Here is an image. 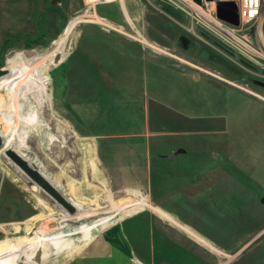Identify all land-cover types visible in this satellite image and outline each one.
I'll return each instance as SVG.
<instances>
[{"label": "rangeland", "instance_id": "374dc122", "mask_svg": "<svg viewBox=\"0 0 264 264\" xmlns=\"http://www.w3.org/2000/svg\"><path fill=\"white\" fill-rule=\"evenodd\" d=\"M204 21L189 19L159 0H0V69L7 70L9 60L19 53L25 58L33 52L51 58L43 70L37 68L43 61L46 63V57L33 64L32 70L16 81L12 90H0V133L8 138L15 120L13 131L19 138L27 131V118L35 120L37 116L46 134L55 133L65 139L66 130L52 115L51 102L53 89L60 85L79 36L95 31L112 33L124 42H135L142 58L155 60L157 64L156 76L146 81L152 94L163 100L184 102L188 98V115L195 113L205 118L212 115L216 117L214 125H219L214 128L206 125L205 135L197 140L208 147L206 154L219 156L222 179L224 176L235 179L231 184L236 192L237 214H231L230 219L228 214L220 212L214 227L209 228L213 230L212 236L196 226L202 236L214 243H226L220 247L212 242H200L207 248L202 245L199 248L215 264H232L235 259L237 264H264V250L258 249L264 242V57L248 54L245 44L250 43L258 51L264 48L256 43L259 36L255 25L220 27L233 33L234 38L218 34L213 30L217 27ZM69 33L60 47L63 57L54 63L56 42ZM10 77L0 80V88L1 82ZM203 91V102H196L201 100ZM211 91L212 95L208 94ZM206 120L208 124L210 119ZM208 130L215 134H208ZM18 142H15L17 146ZM125 199L111 197L107 202L93 204V209L86 213L76 208L77 215L68 216L33 187L0 150V259L15 257L19 264H38L32 255L17 246L35 237L40 242L67 243L70 246L64 245L63 252L75 249L79 253V244L91 242L103 230L117 225L132 214H127L132 208L149 207L145 199ZM86 225L88 233L80 239V230ZM235 231L236 246L220 242L232 241ZM10 241L19 249L12 252L8 248ZM255 249L258 250L252 254ZM183 258L180 263H186L190 255ZM196 264L208 262L200 260Z\"/></svg>", "mask_w": 264, "mask_h": 264}, {"label": "crops", "instance_id": "0c3cea01", "mask_svg": "<svg viewBox=\"0 0 264 264\" xmlns=\"http://www.w3.org/2000/svg\"><path fill=\"white\" fill-rule=\"evenodd\" d=\"M252 25L257 45L264 48V18ZM66 63L51 102L65 139L46 134L36 116L27 118V131L19 138L12 121L10 148L85 213L111 197L149 204L103 230L69 264H211L199 245L216 241L202 236L196 226L212 236L209 228L220 212L230 219L237 214L235 179H222L219 156L206 154L208 147L197 140L206 125L219 126L214 125L216 117L188 115V98L163 100L152 94L146 81L157 74L155 60L142 58L135 42L112 33L83 32ZM200 95L196 102H203L204 91ZM236 236L237 231L232 241L220 242L236 246ZM258 249L264 250V242ZM185 255L190 258L180 263Z\"/></svg>", "mask_w": 264, "mask_h": 264}, {"label": "bare ground", "instance_id": "6f19581e", "mask_svg": "<svg viewBox=\"0 0 264 264\" xmlns=\"http://www.w3.org/2000/svg\"><path fill=\"white\" fill-rule=\"evenodd\" d=\"M202 16H204V13H201ZM207 18V17H204ZM210 20V19H208ZM71 33L62 36L60 38V40L57 43V49L56 52L53 54V56H55L56 60L59 57H63L64 55V51L60 48L64 41L66 40V38H68L67 36H69ZM55 43V44H56ZM55 51V50H54ZM52 55V54H51ZM46 57V56H44ZM43 55H37L36 53H32L31 56H29L28 58H25L19 53V55L17 57H15L12 60H9L8 64H9V68L7 69L10 72V78L7 80H4L1 82V88H10L11 90L13 89V84L18 81L23 79L22 77H24L28 71L32 70L31 67L34 66L33 64H36L37 62L41 61L42 58H44ZM47 58L46 63H41V65L38 66V64L36 66H38V70L40 69H45L47 67V65H49L50 62V56L49 58ZM45 60V59H44ZM54 63H57L55 60H53ZM45 64V65H44ZM44 65V66H43ZM35 71V70H34ZM47 71V70H46ZM42 72V71H41ZM36 73V72H35ZM38 73V72H37ZM42 74V73H41ZM9 77V76H8ZM8 77H4V78H8ZM4 78H0V80H3ZM19 82V81H18ZM22 84V83H21ZM11 92V91H10ZM19 92V91H18ZM18 98V97H17ZM10 99V98H9ZM8 99V100H9ZM24 99V98H23ZM18 102V101H16ZM17 105V104H16ZM12 109V108H10ZM7 124V123H6ZM6 126V125H5ZM5 129V128H3ZM4 131V130H3ZM7 133V131H6ZM0 135L2 136L3 139H5L7 141L6 144L7 147H11L12 140H14L13 135L8 136V138H5L4 135L6 134H2L0 133ZM27 158V157H26ZM29 159V158H28ZM33 163V162H32ZM34 165H36L35 163H33ZM37 166V165H36ZM71 202V201H70ZM76 202V201H75ZM75 208L77 209H81V207L76 206V204H74L73 202H71ZM144 203V202H143ZM146 203V202H145ZM147 207V206H146ZM144 207V208H146ZM37 208V207H36ZM140 209L137 208H132L131 210H129L127 212V214H133L137 211H139ZM131 214V215H132ZM130 215V216H131ZM51 217V216H50ZM34 221V220H33ZM15 225V224H14ZM28 226V225H27ZM15 227V226H14ZM88 225H86L85 227L82 228V231L80 230L81 233H79L78 236H80V239H82L81 237H84L87 235V231H88ZM21 228V227H20ZM26 228V227H25ZM16 229V228H15ZM100 229V228H99ZM26 230V229H25ZM31 230V229H30ZM73 230V229H72ZM18 231V230H17ZM15 231V232H17ZM24 232V231H23ZM36 235V234H35ZM38 236V235H36ZM77 236V235H76ZM85 238V237H84ZM22 239V238H21ZM18 240V239H17ZM26 240V239H25ZM43 240V239H42ZM22 241V240H21ZM57 241V240H56ZM18 242V241H17ZM91 242H82L81 244H79L81 250L79 253H77L75 251V249H70L66 252H63L64 250H62V247H65L64 245H69L67 243L65 244H60L58 242H40V240L35 237V238H31L28 240V242H20V244H18L17 246L22 248L24 251H26V254H29L30 256L32 255L33 260H35L38 264H40V261L43 264H69L74 257H76L77 255H79L81 252H83L85 250V248L88 246V244ZM8 248H10V250L13 252L14 250H18L19 248L17 246H13L14 242L10 241ZM56 244H60L58 246H56ZM70 246V245H69ZM63 252V253H62ZM10 257V256H9ZM86 257V256H85ZM1 258V257H0ZM7 258V257H6ZM0 259V262L4 263V262H8L10 264H19V260H17L18 258L15 257H10L9 259ZM89 258V257H88ZM138 259V258H137Z\"/></svg>", "mask_w": 264, "mask_h": 264}, {"label": "built area", "instance_id": "2783aa9c", "mask_svg": "<svg viewBox=\"0 0 264 264\" xmlns=\"http://www.w3.org/2000/svg\"><path fill=\"white\" fill-rule=\"evenodd\" d=\"M164 4L169 5L170 7H174L177 10L181 11L184 15L189 17V19L197 20L201 19L204 21L206 20L207 23H210L213 25L214 31H217L218 34L227 35V36H233L234 34L230 31L221 30L220 27L223 25H231L234 28H237V26H234L224 20H221L217 18V4L223 3V4H236L237 5V16L238 22L240 26H248L257 22H260L264 18V0H201V4H198L195 0H159ZM225 7L223 10V14L225 18H230L233 16V9L231 7ZM201 13H204V16L201 15ZM207 18H202V17ZM210 19V20H208ZM205 22V21H204ZM218 28L220 30H218ZM245 47L247 48L246 51L248 54H254V56L257 57H264V50L259 49L255 50L250 43L246 42Z\"/></svg>", "mask_w": 264, "mask_h": 264}, {"label": "water", "instance_id": "95a60500", "mask_svg": "<svg viewBox=\"0 0 264 264\" xmlns=\"http://www.w3.org/2000/svg\"><path fill=\"white\" fill-rule=\"evenodd\" d=\"M198 4H201V0H195ZM229 5V4H228ZM227 4H217V18L224 20L234 26H238L237 16V5L230 4L229 7L233 9V16L229 19L225 18L223 10L228 7ZM56 62H60V57L57 58ZM10 76V72L6 69H0V78ZM0 150L4 151V157L18 169L27 180L33 184L38 190L42 191L43 194L47 195L52 201L56 203L61 210L68 216L74 217L77 215V209L72 206L73 204L65 198L62 194H59L58 190L42 175V173L36 169L35 166L31 165L25 158L12 148H7L4 139L0 135Z\"/></svg>", "mask_w": 264, "mask_h": 264}]
</instances>
